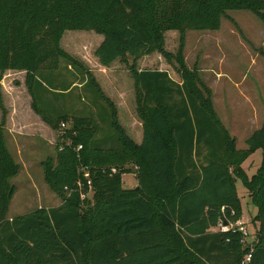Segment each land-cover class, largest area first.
<instances>
[{"label": "trees", "instance_id": "1", "mask_svg": "<svg viewBox=\"0 0 264 264\" xmlns=\"http://www.w3.org/2000/svg\"><path fill=\"white\" fill-rule=\"evenodd\" d=\"M238 10L253 13L264 26V0H0V72L25 71L33 111L57 132L56 159L42 164L44 180L65 195L57 207L7 219L15 189L8 181L19 166L6 150L2 121L0 264H241L248 253L249 264H264V121L246 140L247 149L237 150L210 90L184 56L187 31H217L226 13ZM66 31H94L103 38L95 51L99 63L127 65L141 144L120 126L112 102L88 72L87 81L112 109L117 145H92L96 130L89 119L52 117L40 108L42 69L55 70L61 59L83 69L60 47ZM167 31L179 33L175 54L164 49ZM154 53L174 65L180 83L164 71L138 70L137 61ZM0 108L4 119L1 91ZM257 150L261 165L248 178L241 165ZM81 166L92 183L85 199L76 188ZM132 167L138 183L126 190L121 175ZM236 179L257 208L251 248L238 231L212 232L220 221L242 216Z\"/></svg>", "mask_w": 264, "mask_h": 264}, {"label": "rangeland", "instance_id": "2", "mask_svg": "<svg viewBox=\"0 0 264 264\" xmlns=\"http://www.w3.org/2000/svg\"><path fill=\"white\" fill-rule=\"evenodd\" d=\"M164 38V49L175 54L179 33L167 31ZM102 39L94 31H66L60 47L83 69L68 65L67 61L61 59L55 70L40 71L37 76L42 87L36 90L40 97V108L47 115L89 119L96 130L92 145L110 149L117 145L111 123L112 109L87 81L85 73L88 72L94 78L103 95L112 102L118 123L128 136L136 137L142 122L137 114L135 84L127 65L115 61L109 66H102L95 56ZM184 56L187 67L194 70L200 82L210 90L215 113L221 125L236 139L237 150H246V140L264 121L262 22L249 11H228L221 20L219 30L186 32ZM128 64H132L131 58H128ZM137 68L164 71L172 80L181 82L174 65L166 62L158 53L138 60ZM8 72L13 73L7 77L8 81H12V86L17 88L19 84L16 86L14 83L20 82L21 71L0 72V80ZM119 100L122 104H119ZM1 114L0 109V119ZM49 130L50 136L46 143L38 138L37 141L15 140L3 133L6 150L19 166L17 174L8 181L15 189L6 214L12 210L21 215L39 206L52 208L63 203L65 195L52 191L44 180L43 162L49 158L56 159L57 132L50 127ZM16 144L28 146L27 149H18ZM261 161L262 151L257 150L242 163L241 168L248 178L256 173ZM133 172L132 167V173L121 175L123 189L137 186ZM235 187L242 212L240 220L248 234L244 245L251 248L259 227V223L254 222L257 208L250 203L248 191L240 179H236Z\"/></svg>", "mask_w": 264, "mask_h": 264}, {"label": "crops", "instance_id": "3", "mask_svg": "<svg viewBox=\"0 0 264 264\" xmlns=\"http://www.w3.org/2000/svg\"><path fill=\"white\" fill-rule=\"evenodd\" d=\"M19 74L20 82L14 83V85L16 86L19 84L17 88L12 86V81H8L7 77L13 75V73L11 72H8L7 76L4 75V77L1 79L2 81L0 80V91L3 101V107L5 110L4 119L2 110L0 119V125H2V121H4V124L2 125L3 133H6L8 138L15 140L26 139L30 141H37L36 138H38L41 139L40 141L46 143V140L49 139L50 136L49 126L45 124L40 116L37 115L32 109V100L25 86V71H21L19 72ZM118 102L119 104H122L120 100ZM129 137L138 145L142 143L143 131L141 123L138 135L136 137ZM16 146L18 149H27L28 145L16 144ZM40 208L43 207H37V209ZM16 216H20V214H15L14 212H12V210L8 211L6 214L7 219L10 220Z\"/></svg>", "mask_w": 264, "mask_h": 264}, {"label": "built area", "instance_id": "4", "mask_svg": "<svg viewBox=\"0 0 264 264\" xmlns=\"http://www.w3.org/2000/svg\"><path fill=\"white\" fill-rule=\"evenodd\" d=\"M67 126L65 123H61V128L65 129ZM81 146L77 148V150H80ZM136 168H134V171ZM111 172L114 174L116 173V169H111ZM78 173L80 174L81 178L76 183V188L80 191V197L81 199H85L87 197H90L92 194V183L90 178L89 170L86 167L81 166L78 170ZM86 188V193H82V190ZM229 232V231H238L242 236V242L244 243L245 238L248 236L246 228L244 227V224L241 220H238L234 223H225L220 221L215 229L212 230V232ZM251 259V253H248L242 260L241 264H249Z\"/></svg>", "mask_w": 264, "mask_h": 264}]
</instances>
